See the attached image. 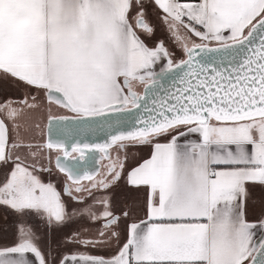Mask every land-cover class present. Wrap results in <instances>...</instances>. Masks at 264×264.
<instances>
[{
	"label": "snow or ice",
	"instance_id": "obj_1",
	"mask_svg": "<svg viewBox=\"0 0 264 264\" xmlns=\"http://www.w3.org/2000/svg\"><path fill=\"white\" fill-rule=\"evenodd\" d=\"M153 15L187 59L146 42ZM209 53L240 59L202 76L195 58ZM168 73L181 86L157 97ZM0 96V207L16 217L0 264H264V0H0ZM53 108L82 125L114 113L113 130L103 144L67 145L70 118ZM34 113H47L46 140ZM85 150L103 154L102 173L80 163ZM43 172L62 177L71 205ZM77 218L102 224L66 238L83 251L45 239Z\"/></svg>",
	"mask_w": 264,
	"mask_h": 264
},
{
	"label": "water",
	"instance_id": "obj_2",
	"mask_svg": "<svg viewBox=\"0 0 264 264\" xmlns=\"http://www.w3.org/2000/svg\"><path fill=\"white\" fill-rule=\"evenodd\" d=\"M257 45L259 43V38L257 37ZM218 45L212 46L216 47ZM187 59V57H186ZM203 59V62L206 64L208 72L202 73L203 75H210L212 73L213 68H217L221 73L228 74L231 72L234 67L235 63L239 62L240 57L237 58V61L235 63H227L221 64L220 60L216 58L215 54L209 53L205 56V54H199L196 56L195 61H201ZM194 61V63H195ZM159 73V71H157ZM160 83L163 84V88H158L156 91V96H163L165 94V89L175 91L176 87L181 86L180 78L179 76H176L174 73H168L166 74L165 78L163 80H160ZM144 95V90L141 96ZM151 99L152 96L149 94V106H151ZM133 112L139 111L140 114L144 115L145 117L148 115V113L144 112L143 108L136 110L133 109ZM92 123L90 125H82L80 120L76 119H69L65 125V129L70 135L64 137L66 140L67 145H74L77 141H79L81 144L88 143V144H103L108 140V133L112 131L109 127L108 121L109 119H115L114 113H109L107 116L104 117H93L88 118ZM133 120L134 118L129 116L127 118V123L121 124V130H130L133 127ZM139 126L138 124L136 125ZM81 127H89L91 130L87 133H81L79 130Z\"/></svg>",
	"mask_w": 264,
	"mask_h": 264
},
{
	"label": "crops",
	"instance_id": "obj_3",
	"mask_svg": "<svg viewBox=\"0 0 264 264\" xmlns=\"http://www.w3.org/2000/svg\"><path fill=\"white\" fill-rule=\"evenodd\" d=\"M144 38V37H143ZM20 91V92H19ZM9 95L13 98H21L22 92L21 89L17 90H12L9 92ZM0 99H3V96H0ZM162 142H164L162 140ZM151 154V149L150 148H145L143 150V153L141 155L143 158H150ZM0 212H2L3 216H5L4 221L0 220V246L3 245H10L14 240H15V221L16 217L14 214L10 212V210H6L3 207H0ZM258 213V210H257ZM253 215L250 213L249 219H253ZM78 222H70V224L65 228L63 232H48L47 235L45 236V228L42 223H40L39 231L42 236H45V239L50 243L53 244V247L55 248V244L53 243L54 241L59 243L60 250L63 251H70V252H75L78 249L80 251H83L82 248H80L78 245H73L70 243L66 242V238L68 236H71V234L75 231H81L82 234L84 235L83 228L85 227L86 220H78ZM31 222H35V220H32ZM88 223H91L90 225L92 226L93 229H99L102 227V224L100 221H91L88 220ZM79 225V226H78ZM91 254H96V255H103L105 257H110L114 251L115 248H91L88 250Z\"/></svg>",
	"mask_w": 264,
	"mask_h": 264
},
{
	"label": "flooded vegetation",
	"instance_id": "obj_4",
	"mask_svg": "<svg viewBox=\"0 0 264 264\" xmlns=\"http://www.w3.org/2000/svg\"><path fill=\"white\" fill-rule=\"evenodd\" d=\"M149 11L151 13L152 10L150 9ZM152 18H153L154 22H156L154 15H153ZM165 36H166L165 30L161 29V27L158 28V26H157L156 37H153V38L144 37V39L147 40V41L153 40V39H156V38L165 39L164 38ZM174 54H175L174 59L176 61H179V60L184 59L186 57L180 47L179 48L176 47V52H174ZM143 90H144V86H142V85L138 86L137 89H136V91L140 95H142ZM21 92H22L21 98H16V99L24 98L25 93H24L23 89H21ZM53 113L55 115H66L70 119H72V117H74V115H75V114H73L71 112H68L66 109H57V108H53ZM31 120L41 124V128L39 130H36V131L39 132V134L36 135L35 138L37 140H46L47 139V113H34L33 116L31 117ZM53 155H55V153H53ZM72 156L76 157L77 159H79V154L78 153H72ZM90 156H94L95 159L94 160L93 159H89ZM102 156H103L102 153H99V152L92 153V152H89L88 150H85L84 159L80 160V163L83 164L89 170L95 169V170H97V171L102 173L104 171L105 165L108 164V161L103 159ZM137 159H140V157L137 156ZM40 177L45 182H48L51 179L54 183H56L57 187H58V185H60L61 190H62L61 191L62 199H64L66 202L69 203V205H71L72 202L69 200V198L67 196H65L63 194L62 177H61V181L60 182H57L55 176L49 177V174L47 172L40 173ZM84 183H88V182L84 181ZM58 189H59V187H58ZM85 220H86V223H85L86 225L83 228V230L84 229H89V231L88 232H83L84 235L95 234V232L98 229H93L92 226L90 225L91 223H88V219H85Z\"/></svg>",
	"mask_w": 264,
	"mask_h": 264
},
{
	"label": "rangeland",
	"instance_id": "obj_5",
	"mask_svg": "<svg viewBox=\"0 0 264 264\" xmlns=\"http://www.w3.org/2000/svg\"><path fill=\"white\" fill-rule=\"evenodd\" d=\"M155 23H156V25L158 26V28L161 27V29H164L163 25L160 24L159 21H156ZM164 38H165L166 43L168 44L169 48L171 49V51L176 52V47H177V46L175 45V43H173L170 39L167 38V33H166V36H165ZM195 39L198 40L199 38H195ZM154 41H155V39H153V40H149V41L146 40V42L149 43L150 46L154 43ZM156 71H160L159 67L156 68ZM19 92H20V91H19ZM58 187H59V189H58ZM58 187H57V189L61 192L62 190H61L60 185H58ZM0 213L3 214L2 212H0ZM1 214H0V220L4 221L5 216H3V215H1ZM32 220H34V219H31V221H32ZM77 220H79V218H77ZM0 222H1V221H0ZM32 223L35 224V222H32ZM78 223H79V222H78ZM78 226H79V225H78Z\"/></svg>",
	"mask_w": 264,
	"mask_h": 264
},
{
	"label": "built area",
	"instance_id": "obj_6",
	"mask_svg": "<svg viewBox=\"0 0 264 264\" xmlns=\"http://www.w3.org/2000/svg\"><path fill=\"white\" fill-rule=\"evenodd\" d=\"M180 3H198L199 0H179Z\"/></svg>",
	"mask_w": 264,
	"mask_h": 264
},
{
	"label": "trees",
	"instance_id": "obj_7",
	"mask_svg": "<svg viewBox=\"0 0 264 264\" xmlns=\"http://www.w3.org/2000/svg\"><path fill=\"white\" fill-rule=\"evenodd\" d=\"M176 45V44H175ZM216 45V43L215 42H213L210 46H215ZM177 46V45H176ZM178 47V46H177ZM179 48V47H178ZM184 59H186V57L184 58Z\"/></svg>",
	"mask_w": 264,
	"mask_h": 264
}]
</instances>
